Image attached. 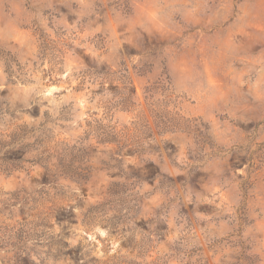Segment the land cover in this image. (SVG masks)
Returning a JSON list of instances; mask_svg holds the SVG:
<instances>
[{
    "label": "rangeland",
    "instance_id": "1",
    "mask_svg": "<svg viewBox=\"0 0 264 264\" xmlns=\"http://www.w3.org/2000/svg\"><path fill=\"white\" fill-rule=\"evenodd\" d=\"M0 264H264V0H0Z\"/></svg>",
    "mask_w": 264,
    "mask_h": 264
}]
</instances>
